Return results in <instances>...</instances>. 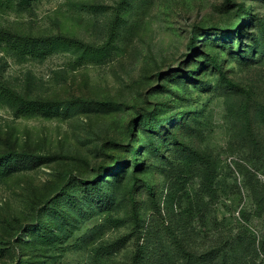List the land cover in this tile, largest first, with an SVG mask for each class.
<instances>
[{"label": "rangeland", "instance_id": "1", "mask_svg": "<svg viewBox=\"0 0 264 264\" xmlns=\"http://www.w3.org/2000/svg\"><path fill=\"white\" fill-rule=\"evenodd\" d=\"M117 9L105 52L73 42L108 44ZM0 27L66 37L0 44L3 79L48 104L0 106V155L36 156L0 168V264H158L161 242L237 237L230 264H264V0H0Z\"/></svg>", "mask_w": 264, "mask_h": 264}, {"label": "trees", "instance_id": "2", "mask_svg": "<svg viewBox=\"0 0 264 264\" xmlns=\"http://www.w3.org/2000/svg\"><path fill=\"white\" fill-rule=\"evenodd\" d=\"M124 1L125 0H122V2ZM119 17V9H117V13L112 24V34L110 37V42H108V44H105V46L100 48L93 47L77 39H73V42L85 48V50L95 54H101L105 52L110 43L113 42L114 28L118 24ZM63 40H66V37L63 35L28 36L20 33H15L6 28L0 27V44H5V49L9 48L11 50L12 48L20 47L22 51H28L29 53L34 54V52H41L45 47L57 44ZM235 86L239 91L247 92L244 88L239 87L238 85ZM42 105L48 104L27 99L18 91L11 88L3 79L0 69V106L7 107L14 113H16V115L20 116L33 113L35 112L37 106ZM32 158H36V156H25V154L17 152L0 155V168L2 170L7 169L9 165L14 162V160L22 161L24 159L29 160ZM240 239V237H237L232 240L229 244L228 251H225L224 248H222L215 251L211 250L208 253H196L194 251H191L179 239H174L170 242V244H163V242H161L159 247H155L156 250H162V254L160 253V260L158 264H230V261L232 259L231 254L233 252L239 251L240 247L242 246V242L240 241ZM142 250L143 248H140L137 251L133 264H145L146 251ZM176 255L178 257H176Z\"/></svg>", "mask_w": 264, "mask_h": 264}]
</instances>
